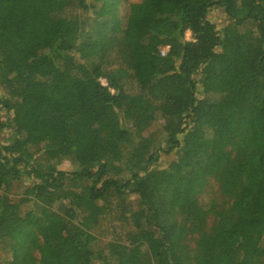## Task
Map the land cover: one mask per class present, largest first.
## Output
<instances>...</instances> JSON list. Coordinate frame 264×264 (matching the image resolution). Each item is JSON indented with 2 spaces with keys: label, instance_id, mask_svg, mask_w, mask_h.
I'll use <instances>...</instances> for the list:
<instances>
[{
  "label": "trees",
  "instance_id": "obj_1",
  "mask_svg": "<svg viewBox=\"0 0 264 264\" xmlns=\"http://www.w3.org/2000/svg\"><path fill=\"white\" fill-rule=\"evenodd\" d=\"M0 87V264H264V0H0Z\"/></svg>",
  "mask_w": 264,
  "mask_h": 264
},
{
  "label": "rangeland",
  "instance_id": "obj_2",
  "mask_svg": "<svg viewBox=\"0 0 264 264\" xmlns=\"http://www.w3.org/2000/svg\"><path fill=\"white\" fill-rule=\"evenodd\" d=\"M122 5H125V3H135L139 2L140 0H121ZM121 11V8H120ZM211 13L208 14V19L216 25L217 30H221V28L226 24L225 16L222 12H220L217 9H212L210 11ZM186 38L189 40L190 35L186 34ZM102 84H105L104 80H101ZM2 89L0 87V96H3ZM0 116L4 117V112H0ZM163 125V120L161 118H158L151 128L147 130L145 133L150 134L152 133L156 138H161L163 137L162 135V128ZM12 126H14V123H12ZM6 135H9V132H5V134L0 135V142L2 144L7 143ZM174 158L173 155H164L161 153L160 160L156 164L157 168H165L168 163ZM72 164L69 161H62L58 165H53L49 164L44 167L45 171L48 172H54L57 170L60 171H66L69 172L72 170ZM31 182L27 178H22L19 183H15L14 187L12 188L11 195L14 197V199L19 198L22 195V191L24 190L25 187L29 186ZM221 188L218 187V185H213L211 188H209L201 198L203 203H206L208 199H215L216 201H220L222 197L221 193ZM128 202L133 208H136L137 206V200L135 196H132L129 198ZM27 209V206L26 208ZM90 233L94 238V241L92 243V248L95 250H105L106 246L110 242H122L125 243V234L127 231L131 229L129 223L119 221L115 216L111 217H99V219H93L91 224H90ZM213 228V229H212ZM209 229H212L217 236L219 234L218 227L217 225L215 226V223H213V220L209 221ZM61 231V226L60 224H52L50 226L49 231L47 232L48 235H58L60 234ZM218 246H217V258L218 260L223 259V254H226L227 249L224 247L221 243L220 240L218 239ZM7 258H11L10 254L6 256ZM28 262L23 259H18L15 260L14 264H27ZM97 264H100V261H96Z\"/></svg>",
  "mask_w": 264,
  "mask_h": 264
},
{
  "label": "built area",
  "instance_id": "obj_3",
  "mask_svg": "<svg viewBox=\"0 0 264 264\" xmlns=\"http://www.w3.org/2000/svg\"><path fill=\"white\" fill-rule=\"evenodd\" d=\"M166 50H167L166 48H162L161 49V54L164 55V53L166 52Z\"/></svg>",
  "mask_w": 264,
  "mask_h": 264
}]
</instances>
